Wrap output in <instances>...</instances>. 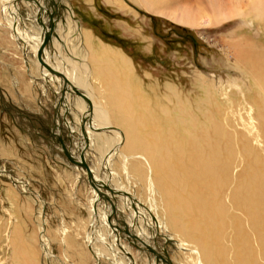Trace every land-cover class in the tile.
I'll use <instances>...</instances> for the list:
<instances>
[{"label":"bare ground","instance_id":"bare-ground-1","mask_svg":"<svg viewBox=\"0 0 264 264\" xmlns=\"http://www.w3.org/2000/svg\"><path fill=\"white\" fill-rule=\"evenodd\" d=\"M10 1L13 6L11 5L10 10H2V17L6 19L9 15L15 23L21 18L17 7L19 0ZM48 1L53 3L54 10ZM132 1L148 12L189 26H198V20L203 15L208 18L209 23L233 16H245V13L250 11L255 19L261 22L264 19V0H246L245 10L236 7L234 12L223 10L220 1L216 0V14L212 0H208L204 7L208 9L201 8L200 5L202 14L188 7L170 8L163 0ZM230 1L237 4V0ZM38 2L33 3L34 7L38 5L35 9L32 6L31 20L34 22L28 31L32 35L29 41L31 43H26L17 33L13 35L17 41L21 38L22 43L26 45L25 60L20 66L23 76L25 72L29 80L26 76L23 77L26 81L16 78L12 85L17 88L18 91H15L23 99H20L23 103L28 102L24 99L27 94L32 93L36 86L34 84L55 96L59 93L53 107L54 114L56 113L54 123L61 120L62 109H66L70 114L67 123L72 141L76 144L75 149L70 153L59 139H56V142L62 153L77 167V171H89L92 185L86 207L89 218L85 225L79 227L78 223V232L68 235V239L74 238V251L71 255L80 254L79 260L82 262H92L94 259L95 264H138V260L142 264H173L168 250L158 248L159 240H166L160 235L162 231L170 241L173 239L177 242L173 250L175 259L184 258L188 264H264V167L256 168L258 163L264 166V161L256 147L242 149L240 141L239 144L235 142L239 140L237 136L230 143L227 132L236 131L230 128L229 123L227 125L215 122L209 112L205 113V122H199L196 112L185 100L180 99L173 88L170 90L174 99H167L174 105L173 112L170 111V106L157 99L152 101L145 95L147 91L135 77L133 61L123 54V51L122 53L97 41L93 33L86 31L82 26L78 28L70 9L71 5L66 0ZM113 2L120 10L127 7L121 0ZM48 12H51L50 20L56 22L57 29L54 25L50 26ZM10 18L8 19L12 21ZM8 23V26L14 27L13 23ZM125 31H129V28L126 27ZM33 44L37 46L36 62L33 57L28 58V54L33 51ZM94 45L100 50L95 49ZM231 45L241 52L244 51L241 64L245 65L246 74L252 77L264 95V59H258L257 55L252 58L253 51L249 46L239 42H232ZM243 53L250 55L244 57ZM54 80L59 83L57 87ZM18 83L23 84L18 88ZM9 86L8 92H11ZM23 87L24 93H20L19 90ZM64 100H67V106ZM204 102L209 105L208 99ZM255 102L257 103V99H254L253 103ZM85 106H88L87 109ZM209 123L211 127H208ZM253 125L259 141L260 132L264 131V123L259 121ZM109 129L111 130L108 131ZM54 130L58 133L57 124L54 125ZM119 144L121 150L118 151ZM260 148L264 149V145ZM83 150L88 158L94 157L92 164L82 156ZM243 155L247 157V162ZM233 156L240 158L241 170L230 174L228 166L231 165ZM103 166L105 170L102 169ZM118 169L127 176L129 184H134L135 191L140 190L139 194H143H140V197L146 203L144 207L136 197L121 190V180L116 179ZM85 171H80L78 177L84 179ZM250 174L249 181L244 184ZM106 177L113 180L112 185L107 182ZM233 180L238 181L240 185H235ZM229 181L234 184L232 189L228 185ZM103 187L109 191L108 196ZM116 189L118 192L113 195ZM99 194L105 197L104 204L108 209L105 212ZM13 197L18 198L17 195ZM125 198L130 202L127 206L131 210L134 206L133 211L127 206L123 209ZM96 201H100L97 209L94 207ZM37 207V219L41 221L38 223L39 229H42V208L39 205ZM112 213L117 216L119 225L115 227L122 233L120 235L114 233L116 236H112L105 226L108 222L110 227L114 225ZM142 219L151 229H155L153 235L150 234L148 225L147 230L142 227L140 229H143V232L139 231L137 226ZM44 221L43 224L46 223ZM228 222H232L230 227ZM12 232L9 238L12 245L11 264H39V254L21 226L16 224ZM81 233L85 236H81ZM78 238H82L83 242L77 244L79 249L75 247ZM122 239L127 240L128 244L121 242ZM134 245L137 247L135 253L132 252ZM46 256L49 257L48 254Z\"/></svg>","mask_w":264,"mask_h":264},{"label":"rangeland","instance_id":"rangeland-1","mask_svg":"<svg viewBox=\"0 0 264 264\" xmlns=\"http://www.w3.org/2000/svg\"><path fill=\"white\" fill-rule=\"evenodd\" d=\"M121 1L127 6L124 10H120L113 4V0H66L71 5L70 9L78 28L82 26L86 31L92 32L97 41L123 51L124 53H122L133 61L134 69H136L135 77L138 82H141L142 88L147 91L145 95L149 99L154 102L157 99L170 106V111L173 112L174 105L167 99H174L170 88L175 89L180 99L185 100L189 107L196 112L199 122H205L206 114L209 112L215 122L227 123V125L229 123L230 128L236 131L229 130L227 132L230 143L237 136L239 140L235 141L236 144H239L240 141L242 149H250L255 146L264 161V149L260 148L261 145H264V131L260 132L258 141V135L254 133L253 129L255 128L253 123H259V121L264 123V95L252 77L246 74L245 65L241 64V55L244 51L241 52L231 45L232 42H239L244 46H249L253 51L251 54L254 57L251 55L252 58L258 56V59H264V19L262 22L255 19L251 16L250 11L245 13V16L242 15L243 17L233 16L229 19L209 23L208 18L203 15L198 20V26H189L148 12L132 0ZM163 1L170 8L188 7L194 12L197 10L199 14L203 13L200 12V5L201 8H204L208 2V0ZM212 1L213 8H216V14L218 2ZM219 1L222 9L227 12H234L236 7L242 10L247 7L246 0H234L238 5L230 0ZM33 3L38 4L39 2L38 0H19L17 7L21 18L13 23L8 14V18L12 21L2 17V10H10L13 4L10 0H0L2 8H0V264H11L12 251L10 247L12 248V245L9 238H11L16 224L21 226L22 231L31 239L39 254L37 258L39 264H92V262L95 264L94 259L91 260L92 262H82L79 260L80 254L71 255L74 251L72 246L74 238L68 239L70 237L68 235L78 232V230L76 231L78 223L79 227L82 224L85 225L89 218L86 207L92 187L88 176L89 171L82 169L77 171V167L73 166L74 163L62 153L56 142V139H59L70 153L75 149L76 144L72 141L68 130L69 123L67 122L70 120V114L66 109H62L61 120L54 123L56 113L54 114L53 107L56 105V96L59 93L55 96L50 91L45 92L39 85L34 84L36 86H34V90L32 89V93L25 96L24 101L28 100L27 104L21 101L23 99L15 91L17 88L12 85L16 78L25 79L24 81L28 78L25 72L26 78H23L25 76H23L20 66L25 60L26 45L22 43L21 38L17 41L13 35L17 33L19 37H23L26 43H31L29 41H31L32 35L28 31L31 28V23L34 22L31 20L33 19ZM48 3L51 4V1ZM35 7L33 6V9ZM51 7H54L53 3ZM204 9H208V7ZM50 13L48 12L49 16ZM51 17H48L50 26L54 25L57 29V24L53 19L50 20ZM8 22L13 23L14 27L8 26ZM126 27L129 28V31H125ZM75 32L78 33V31ZM33 45V51L28 54V58L33 57L36 62L37 46ZM94 47L99 49L97 45ZM243 54L244 57L250 55L249 53ZM54 81L56 82L54 85L57 87L59 83L57 80ZM22 84L18 83L17 87H21ZM7 86L11 92H8ZM24 90L25 87L21 88L19 92L24 93ZM205 99L209 100L210 108L206 104L207 102H204ZM254 99H257V103H253ZM66 101L64 100L67 106ZM87 107L85 106L86 109ZM261 112L262 116H260ZM55 124L58 125V133L54 130ZM112 126L116 128L115 125L112 124ZM208 127H211V123ZM262 127L264 128V125ZM120 145H118V151L121 150ZM85 147H87L86 144ZM85 147L83 148L86 151ZM111 147L112 140L110 141ZM82 156L87 159L89 164H92L94 157L88 158L85 153ZM243 157L247 162V157L244 155ZM84 165L89 166L85 163ZM228 167L231 170L230 174L240 171V158L233 156L231 165ZM263 167L258 163L256 168ZM84 169L88 168L84 167ZM102 169L105 170L104 166ZM118 170H116V179L121 180V190L136 197L144 207L146 203L140 197V194L142 196L143 194H139V189V191H135L134 184H129L127 176L121 173L120 169ZM80 171L86 172L84 179L78 177L77 174ZM102 171L100 173L103 175ZM250 176L251 174L248 175L244 184L249 181ZM106 179L112 185L113 180H109L108 177ZM233 183L237 186L240 185L236 180H233ZM234 184L228 182L231 189ZM114 191L113 195L118 192L117 189ZM105 193L108 196L109 191L106 190ZM13 195H17L18 198L16 199ZM99 197H101L102 208L105 212L108 210L104 204L105 197L101 194ZM29 198L32 200L28 201ZM113 200L117 203L115 198ZM118 203L122 207L119 200ZM37 204L42 208V229H39L38 223L41 221L39 222L37 219L39 215ZM127 204L130 202L128 203L125 198L123 209ZM99 205L100 201L94 203L96 209ZM127 208L133 211L134 206L132 210L129 206ZM124 211L128 215V212ZM236 214L239 213L236 212ZM111 217L114 225L110 227L109 222L105 225L110 234L112 236L114 233L122 234L118 227H115V225H119L117 216L112 213ZM43 221L46 222L45 225ZM228 223L227 225L230 227L232 222ZM146 225L151 229L150 225L142 219L137 228L143 232V229L147 230ZM154 230L151 229V235L156 232ZM140 232L138 235L141 236ZM160 235L166 240L164 242L159 240L158 248L168 250V256L172 263L184 264L183 262H185L188 264L184 258L176 257L175 259L173 250H175L177 242L173 239L170 241L162 231ZM81 236L85 235L81 233ZM141 237L139 238L141 239ZM81 239L78 238L75 243L77 249H79L77 244L83 243ZM122 241L128 244L127 240L122 239ZM132 249V252L135 253L137 247L134 245ZM171 250L172 252H170ZM86 251L89 253L87 248ZM81 254L84 255V253ZM106 264L111 263L106 262ZM138 264H142V262L138 260Z\"/></svg>","mask_w":264,"mask_h":264},{"label":"water","instance_id":"water-1","mask_svg":"<svg viewBox=\"0 0 264 264\" xmlns=\"http://www.w3.org/2000/svg\"><path fill=\"white\" fill-rule=\"evenodd\" d=\"M43 45V44H42ZM40 54H41V52H40Z\"/></svg>","mask_w":264,"mask_h":264}]
</instances>
